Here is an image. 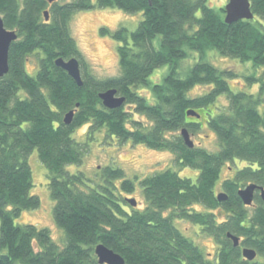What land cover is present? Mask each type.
Masks as SVG:
<instances>
[{
    "label": "trees",
    "instance_id": "trees-1",
    "mask_svg": "<svg viewBox=\"0 0 264 264\" xmlns=\"http://www.w3.org/2000/svg\"><path fill=\"white\" fill-rule=\"evenodd\" d=\"M110 6L141 12L143 19L132 32L122 26L113 33L120 42V73L101 79L85 63L71 21L76 11ZM251 8L253 20L227 24L224 6L215 8L208 0H0L6 27L18 32L9 49V71L0 78V264H103L95 252L100 243L122 254L125 264H264L241 253L251 247L264 256V202L259 191L251 207L239 196L248 183L264 187V81L257 93L233 91L228 79L238 77L234 69L208 60V52L216 51L264 67V0H251ZM192 52L199 59L183 76L181 63ZM29 55L37 57L36 75L26 70ZM59 57L80 60L82 86L56 65ZM166 66L163 80L150 84L149 75ZM246 79L251 85L259 81L254 74ZM199 85L209 91L190 95ZM146 86L154 102L136 90ZM114 88L126 101L109 109L100 93ZM221 94L228 96V106L217 108ZM72 109L73 121L67 124L64 118ZM136 114L147 120L135 119ZM85 123L87 137L105 129L121 143L171 150L180 168L198 169L199 176L194 181L171 167L133 179L114 164L103 167L97 180L81 170L71 172L68 166L82 165L89 149L74 137ZM203 123L215 131L219 150L190 148L183 139L184 127L192 134ZM34 150L48 169L63 246L47 227L16 221L41 204L31 193ZM235 159L244 166L224 178L220 189L228 199L220 201L223 167ZM136 182L145 198L141 209L123 195L134 191ZM177 219L212 236L218 244L215 256L205 255L183 234ZM228 232L239 236L241 245L236 247Z\"/></svg>",
    "mask_w": 264,
    "mask_h": 264
},
{
    "label": "rangeland",
    "instance_id": "rangeland-1",
    "mask_svg": "<svg viewBox=\"0 0 264 264\" xmlns=\"http://www.w3.org/2000/svg\"><path fill=\"white\" fill-rule=\"evenodd\" d=\"M229 0H208V4L217 8L225 6ZM143 19V13L132 12L128 13L116 7H100L89 10H79L73 14L71 21L72 34L76 38L78 47L82 51V56L89 69L98 78L113 77L120 73L118 45L119 41L115 39L113 33L126 27L129 31H133L139 25V21ZM264 25V20H261ZM104 29H108L106 34L103 33ZM193 54L181 63V69L185 70L183 76L188 72V68L193 66L199 59V53L192 52ZM208 60L214 63L218 68H232L238 74V77L228 79L233 91H245L249 93H257L261 84L264 81V67H255L252 62H242L234 57H226L216 51L208 52ZM38 69V60L35 55H29L26 63V70L36 75ZM169 67L157 68L149 75L150 84L161 82L167 74ZM254 74L259 78V81L254 82L252 85L247 82L246 77ZM149 84V85H150ZM138 92L143 94L150 102H154L155 98L150 86L139 87ZM209 91V87L197 86L191 90L190 95H199ZM228 96L221 94L217 99L214 106L217 108L228 106ZM216 110L213 109V113ZM135 119H145L144 116L136 114ZM89 124L85 123L76 128L74 137L84 143H89V149L86 152L85 160L82 165H69L68 169L71 172L77 170L83 171L89 178L94 180L99 179V172L107 165H119L122 167L128 177L135 178L136 176L145 177L159 172L161 169L173 168L179 171L181 176L190 177L196 181L200 171L190 167H179L174 161L175 154L170 150H156L146 147L142 143L135 144L130 140L124 143L118 141L115 137L108 136L105 129L95 131L93 136L88 135ZM180 134V131L175 132ZM87 138V139H86ZM191 138L194 139L195 144L203 146L209 151L219 150V141L213 129L207 126L206 123L202 124L199 131L192 133ZM29 163L33 169V187L31 190L32 195L36 194L41 199L39 207L33 210H24V212L16 219L17 223H32L42 228L51 230L53 241L63 246L66 243L65 233L53 219V206L54 200L50 196L48 188V169L39 160L37 150H34L29 156ZM244 163L235 159V161L227 162L220 176L218 182V191H221V184L224 178L234 177L236 171L243 167ZM136 189L129 193H124L125 197L134 198L137 201V207L144 208L145 198L142 192L141 184L136 182ZM247 185V184H246ZM246 185H243L245 187ZM241 187V188H243ZM223 192V191H221ZM202 209L201 205H197ZM251 207V206H250ZM175 224L181 229L183 234L188 235L193 241L199 245L204 254L209 257H214L218 248V244L212 236L203 234L201 227L198 224H193L187 220L177 219ZM256 261H263L264 256H257Z\"/></svg>",
    "mask_w": 264,
    "mask_h": 264
},
{
    "label": "water",
    "instance_id": "water-1",
    "mask_svg": "<svg viewBox=\"0 0 264 264\" xmlns=\"http://www.w3.org/2000/svg\"><path fill=\"white\" fill-rule=\"evenodd\" d=\"M50 2H54L57 0H49ZM225 9V17L224 20L226 23L237 22L240 19L253 20L255 17V13L251 8V0H229L227 4L224 6ZM46 17V21L50 19V12L47 9L44 12ZM18 38L17 30L8 29L5 25L4 19L0 14V78L7 75L9 71V54L10 47L13 42ZM56 65L66 70L70 77L76 80L79 86H82L84 80H82V69L80 60L76 57H71L70 59H64L63 57H59L56 60ZM100 98L103 101V105H105L109 109H115L117 107L122 106L126 99L123 96L118 94L117 89H109L100 93ZM75 114V110L72 109L69 113L66 114L64 121L67 124H72L73 117ZM188 115H193L200 118V114H198L195 110H189ZM181 135L183 139H185L186 144L191 148L195 145L194 139L191 138V134L188 128H183L181 130ZM259 191L260 198L264 202V187L260 186L258 183H248L245 187L239 189V196L241 200H243L244 204L247 206H252L254 204L255 194ZM218 199L220 201H225L228 199L227 192H220L218 194ZM129 203L134 206H137V201L134 198L128 199ZM228 236L233 240L235 246L238 247L241 245L240 237L234 235L233 233L228 232ZM95 252L98 257L100 263L103 264H125L126 259H124L122 254L117 253L114 249H109L103 243H100L95 247ZM241 253L244 256V259L247 261H254L258 253L254 248L244 247L241 250ZM241 264V263H239Z\"/></svg>",
    "mask_w": 264,
    "mask_h": 264
}]
</instances>
